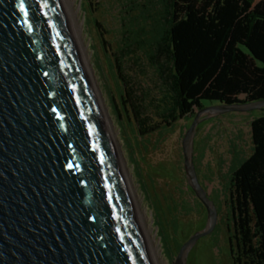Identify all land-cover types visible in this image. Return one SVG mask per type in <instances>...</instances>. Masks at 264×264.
Returning a JSON list of instances; mask_svg holds the SVG:
<instances>
[{
	"label": "water",
	"instance_id": "95a60500",
	"mask_svg": "<svg viewBox=\"0 0 264 264\" xmlns=\"http://www.w3.org/2000/svg\"><path fill=\"white\" fill-rule=\"evenodd\" d=\"M255 110L264 100L204 108L188 128L184 170L208 218L175 264L219 223L195 162L201 125ZM0 264H154L63 0H0Z\"/></svg>",
	"mask_w": 264,
	"mask_h": 264
},
{
	"label": "rangeland",
	"instance_id": "374dc122",
	"mask_svg": "<svg viewBox=\"0 0 264 264\" xmlns=\"http://www.w3.org/2000/svg\"><path fill=\"white\" fill-rule=\"evenodd\" d=\"M75 8L79 12L90 74L112 120L123 166L136 190L137 212H142L151 230L160 263L175 264L181 245L202 230L208 218L205 205L187 187L182 142L189 122L178 123L162 141L157 135L141 138L133 112L130 108L125 112L120 104L121 85L116 70L118 50H130L135 43L149 49L162 38L166 0H76ZM134 56L137 61L133 75L138 87L149 101L157 103L163 96L162 79L146 53L139 51ZM203 104L205 109L219 105L211 101ZM263 114L260 110L229 112L205 122L198 131L195 151L198 177L218 210L219 223L212 235L200 240L189 264H234L231 178L251 156L252 122ZM163 166L168 170L162 171ZM139 217L142 224L141 214Z\"/></svg>",
	"mask_w": 264,
	"mask_h": 264
},
{
	"label": "trees",
	"instance_id": "16d2710c",
	"mask_svg": "<svg viewBox=\"0 0 264 264\" xmlns=\"http://www.w3.org/2000/svg\"><path fill=\"white\" fill-rule=\"evenodd\" d=\"M166 5L162 38L149 49L135 43L118 50L116 58L120 104L133 112L141 138L157 135L162 141L184 120L189 128L204 101L264 100V0H166ZM139 51L162 79L157 103L148 100L133 75ZM252 142L251 156L231 178L234 264H264V114L252 122Z\"/></svg>",
	"mask_w": 264,
	"mask_h": 264
},
{
	"label": "bare ground",
	"instance_id": "6f19581e",
	"mask_svg": "<svg viewBox=\"0 0 264 264\" xmlns=\"http://www.w3.org/2000/svg\"><path fill=\"white\" fill-rule=\"evenodd\" d=\"M75 2H76V0H63V3L65 5L67 14L69 16V19H70V22H71V25H72V28H73L74 33H75V37H76V40H77V43H78V46H79V49H80L81 56L83 58L86 70H87L89 78H90V80L92 82V86L94 88V91L96 93V96L98 98L100 106L102 108V111L104 113V116H105V119H106V122H107V125H108V128H109V131H110L113 143H114V146L116 148V151H117V154H118L122 169L124 171L126 180L129 182V183L128 182L127 183L129 185V188H130L134 203L136 205V203H138V198L136 196V190H135V188H134V186H133V184H132V182L130 180V175L128 174V171L123 166V160H122V157H121V154H120V148H119L118 143H117L116 138H115V134H114L113 126H112V120L110 119V117L108 115L107 109L105 107V104H104V101H103L102 96L100 94V91H99V89H98V87L96 85V82H95L94 78L92 77V75L90 74V64H89V60H88V57H87L84 41H83V38H82V35H81V24H80V21H79V12L76 11ZM138 213H140L141 217H142V224L141 225H142V228H143V231H144V234H145V237H146V240H147V243H148L152 258H153V261H154V264H161L160 261H159V258L157 256L158 254H157V251H156V246L154 244L155 240L152 237L151 230L146 226V224L144 222V217L142 215V212L138 211Z\"/></svg>",
	"mask_w": 264,
	"mask_h": 264
}]
</instances>
